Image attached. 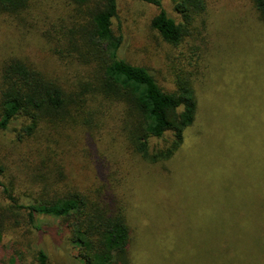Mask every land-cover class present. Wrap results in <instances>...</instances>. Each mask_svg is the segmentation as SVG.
Instances as JSON below:
<instances>
[{
    "label": "trees",
    "instance_id": "1",
    "mask_svg": "<svg viewBox=\"0 0 264 264\" xmlns=\"http://www.w3.org/2000/svg\"><path fill=\"white\" fill-rule=\"evenodd\" d=\"M139 1L157 8L150 28L174 48L210 29L209 0H170L175 17L162 0ZM69 2L77 8L71 18L47 25L32 13V0H0V14L35 35L49 63L44 69L13 56L0 64V132L12 139L9 149L0 148V241L9 245L7 264H262L263 238L251 232L257 235L263 225L264 159L261 179L252 168L243 177L234 167L226 175L212 168L200 173L203 187L210 181V198L241 181L252 201L241 238H223L227 226L221 225L208 256L199 257L196 248L207 244L197 237L196 220L220 208L206 212L196 204L204 192L188 188L181 176L191 171L196 183L199 172L184 160L176 165L197 116L194 79L177 76L167 90L148 68L120 56L122 38L112 29L117 0ZM248 2L264 21V0ZM36 13L44 11L39 6ZM256 124L264 136V119ZM77 160L81 176L89 178L78 177ZM252 180L257 188L246 189ZM39 217L58 225H37Z\"/></svg>",
    "mask_w": 264,
    "mask_h": 264
},
{
    "label": "rangeland",
    "instance_id": "2",
    "mask_svg": "<svg viewBox=\"0 0 264 264\" xmlns=\"http://www.w3.org/2000/svg\"><path fill=\"white\" fill-rule=\"evenodd\" d=\"M209 1L210 29L206 31L205 37L202 35L201 40L195 42L189 38L184 39L175 48L164 43L150 28V21L156 15L157 8L139 0H117L118 11L112 28L114 34L122 38L120 56L133 65L148 68L163 88L173 90V81L177 76L184 78L189 75L194 79L197 116L192 127L185 132L182 153L176 165L179 163L181 167V161L184 160V165L192 163V167L199 172L196 183L195 178L191 177V171H182L181 176L185 183L189 181L188 188L204 192V195H196V204L202 205L206 212L214 206L220 208L219 214L209 212L196 220L197 237L207 244L196 248L199 257L208 256L211 250L208 243L214 238L213 231L221 225L227 226L221 234L223 238H241L245 223L244 211L252 201L241 192V181L237 189L225 190L220 197L210 198L205 193L210 181H205L203 187L200 173H207L212 168V173L219 176L230 174L234 167L238 173L241 171L239 177H243L246 170L252 168L261 179L263 174L261 167H258L263 166L264 159V136H261L263 128L256 124L257 117L264 119V108L262 110L261 106L264 99V21L258 17L248 0ZM32 2L37 5L32 13L46 19L47 25L56 24L60 19H70L74 9H77L69 0ZM162 2L167 15L175 17L170 0ZM39 6L44 13H36ZM0 15V64L13 56H20L44 69L48 68L49 63L47 66L42 55L43 45L37 37L21 30L10 15ZM194 48H197L195 53ZM11 141L8 135L0 132L2 150L9 149ZM78 166L77 160L78 177L89 178L81 176ZM254 175L256 177V173ZM10 176H14V169ZM226 182L232 180L226 179ZM250 186L257 188L256 180H252L246 189ZM22 199L26 203L27 200ZM2 200L0 191V203ZM261 222L263 225L257 230V235L255 232L251 234L263 238L264 242V218ZM37 225L51 228L56 227L58 222L39 217ZM44 240L46 248L51 252L53 248L49 239ZM9 252V245L1 240L0 264H7Z\"/></svg>",
    "mask_w": 264,
    "mask_h": 264
}]
</instances>
